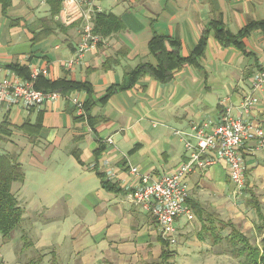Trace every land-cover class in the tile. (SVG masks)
Here are the masks:
<instances>
[{"label": "crops", "instance_id": "crops-1", "mask_svg": "<svg viewBox=\"0 0 264 264\" xmlns=\"http://www.w3.org/2000/svg\"><path fill=\"white\" fill-rule=\"evenodd\" d=\"M95 12L117 16L123 27L100 37L68 68L84 22L75 5L63 0L51 18L46 0H10L5 11L0 4V82L23 81L12 64L30 73L46 68L50 81L89 83L94 101L93 128L75 119L79 115L66 98L84 103L85 91L39 107L21 102L0 107V122L11 126L10 135L0 139V154L17 155L24 172L22 182L11 184L22 217L9 236L0 234V264H159L164 241L155 218L128 196V188L137 184L129 167L153 179L173 173L186 159L174 130L216 123L226 107L238 114L253 75L264 69L261 29L242 38L245 53L222 46L209 33L199 67L185 65L164 83L142 75L101 103L107 87L122 83L139 63L155 62L148 49L154 34L178 39L180 54L187 56L211 20H220L232 34L264 21V0H99L92 18ZM253 93L258 102L244 118L264 130V88ZM239 154L244 166L239 194L222 160L186 176L190 213L175 222L179 247L174 253L221 256L218 244L243 217L246 203L258 219L253 208L258 201L264 216V147L248 140ZM98 173L118 192L103 188Z\"/></svg>", "mask_w": 264, "mask_h": 264}, {"label": "built area", "instance_id": "built-area-1", "mask_svg": "<svg viewBox=\"0 0 264 264\" xmlns=\"http://www.w3.org/2000/svg\"><path fill=\"white\" fill-rule=\"evenodd\" d=\"M65 5L73 4L84 20L80 29V40L74 56L66 62L68 68L93 49L100 41V36L93 32L91 13L94 12L95 2L99 0H64ZM46 75L47 69L31 71L30 78ZM264 88V69L258 70L251 82V92L246 94L239 106L238 114H233L230 107L222 112L218 122L191 125L188 131L174 130L183 143L186 159L171 174L159 179L142 173L136 166L129 167V174L136 178V186L128 188V196L132 202L153 216L159 226L160 235L164 242H176V220L188 215L187 205L188 186L185 178L188 174L202 170L222 160L228 167L229 180L234 186L235 194L244 187V166L239 154V148L248 140H255L257 147H264V130L244 118L258 99L254 91ZM64 96L57 91L44 92L33 87L30 81L0 82V107L11 106L21 102L25 107H39L45 102ZM66 97V96H64ZM75 109V113L86 119L83 102L76 97H66ZM112 143L111 138L106 139Z\"/></svg>", "mask_w": 264, "mask_h": 264}, {"label": "trees", "instance_id": "trees-1", "mask_svg": "<svg viewBox=\"0 0 264 264\" xmlns=\"http://www.w3.org/2000/svg\"><path fill=\"white\" fill-rule=\"evenodd\" d=\"M50 6V17L58 15L61 9L63 0H46ZM2 10L10 5V0H0ZM93 32L100 37L110 35L111 33L120 30L123 25L121 20L111 14L105 12H95L92 18ZM261 29L264 32V21H252L245 25L237 34L229 32L225 25L220 20L209 21L203 30L195 48L187 56L180 54V41L176 38L154 34L148 43L150 55L154 58V63L142 62L128 72L122 83L113 84L107 87L104 95L99 99L104 103L112 94L126 90L133 86L139 77L145 74L152 75L160 82H168L172 79L174 73L180 70L185 65L199 67V60L204 54L206 41L209 33H212L214 38L222 45H232L245 53L242 38L249 35L252 31ZM48 32L45 33L47 35ZM32 40H35L33 37ZM169 45V48L167 47ZM20 78L31 82L34 88L48 92L57 91L64 96H67L72 91H85L88 94V99L84 102L83 107L86 114V119L83 116H77L75 119L85 120L86 123L93 128L94 120L89 112L94 105L92 99V87L87 82L71 81L66 79H58L50 81L40 74L36 78H30V72L17 64L9 66ZM73 112L75 109L73 108ZM39 127V125H37ZM11 126L8 120L0 122V139L5 135H10ZM37 132L30 131L28 135L35 137ZM101 178V185L108 191L118 192L114 184L104 178V174L98 173ZM24 172L17 160V155L0 154V234L6 238L19 225L22 210L18 205L15 194L11 192V184L13 182H22ZM253 208L260 220L257 230L263 232L258 243H250L248 237L237 227L231 225L230 233L224 238L232 252H236V256L243 257V264H264V216L261 211V205L258 201L253 202ZM218 236V235H217ZM222 240H220L221 242ZM163 250L161 259L165 260L170 255L168 243L162 242Z\"/></svg>", "mask_w": 264, "mask_h": 264}, {"label": "rangeland", "instance_id": "rangeland-1", "mask_svg": "<svg viewBox=\"0 0 264 264\" xmlns=\"http://www.w3.org/2000/svg\"><path fill=\"white\" fill-rule=\"evenodd\" d=\"M247 207L249 206L246 203L244 211H240L242 212L243 217L238 218L234 225L240 231L246 234L251 244L258 243L262 237L263 232H259L257 230L256 224L259 220L257 219L256 215L249 212V209ZM227 231L229 232V229H227ZM225 234H227V232ZM210 243H212V240ZM178 247L179 246L177 241L173 244L168 243V249L171 253L168 257L165 258V260L160 259L159 264H198L201 263L203 259L205 260L204 264H243L244 261L243 257L236 256V252H232L233 250L225 239H223L218 244L217 248L218 250L222 251V255L216 258L184 257L183 255L174 253V251ZM214 259L215 263H212Z\"/></svg>", "mask_w": 264, "mask_h": 264}]
</instances>
